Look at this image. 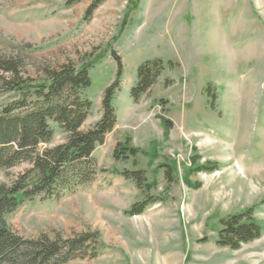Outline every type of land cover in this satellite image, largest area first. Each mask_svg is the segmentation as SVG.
<instances>
[{"label":"rangeland","instance_id":"rangeland-1","mask_svg":"<svg viewBox=\"0 0 264 264\" xmlns=\"http://www.w3.org/2000/svg\"><path fill=\"white\" fill-rule=\"evenodd\" d=\"M95 1L0 0V53L20 57L31 83L46 68L89 67L92 109L81 129L101 117L115 55L122 64L94 179L25 201L7 215L9 228L25 238L93 237L95 256L64 264H264V0ZM151 59L163 69L134 102L137 68ZM15 97L0 82V107ZM63 140L57 130L49 145ZM119 143L137 154L115 159ZM21 169L0 171V184ZM136 170L146 188L122 174ZM149 197L157 201L128 214ZM250 208L261 235L218 246L220 219Z\"/></svg>","mask_w":264,"mask_h":264},{"label":"trees","instance_id":"trees-1","mask_svg":"<svg viewBox=\"0 0 264 264\" xmlns=\"http://www.w3.org/2000/svg\"><path fill=\"white\" fill-rule=\"evenodd\" d=\"M103 0H96L95 8ZM92 10V9H91ZM116 60V77L104 90L99 120L87 129L82 124L90 115L92 103L84 94L90 86L89 67L63 64L46 68L45 79L33 84L25 78L20 57L0 53V82L4 91L17 95L0 107V171L22 167L13 180L0 184V264H64L75 258L95 256L97 245L89 247L92 236L73 239H49L45 235L25 238L13 232L6 217L27 200L49 199L89 184L98 168L93 156L105 136L114 127L116 117L113 98L120 88L122 64ZM163 69L160 59L147 60L137 68L136 81L129 96L137 102L156 82ZM60 131L64 140L49 145ZM118 148H121L119 151ZM137 151L119 143L113 157L128 158ZM138 188H146L141 170L122 172ZM169 178L170 173L167 172ZM156 198L149 197L133 204L129 215L142 213ZM216 244L238 249L261 235V227L252 209L220 219Z\"/></svg>","mask_w":264,"mask_h":264}]
</instances>
